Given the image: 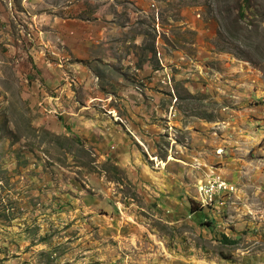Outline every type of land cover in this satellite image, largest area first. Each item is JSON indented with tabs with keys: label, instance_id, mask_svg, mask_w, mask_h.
<instances>
[{
	"label": "rangeland",
	"instance_id": "obj_1",
	"mask_svg": "<svg viewBox=\"0 0 264 264\" xmlns=\"http://www.w3.org/2000/svg\"><path fill=\"white\" fill-rule=\"evenodd\" d=\"M0 264H264V0H0Z\"/></svg>",
	"mask_w": 264,
	"mask_h": 264
},
{
	"label": "built area",
	"instance_id": "obj_2",
	"mask_svg": "<svg viewBox=\"0 0 264 264\" xmlns=\"http://www.w3.org/2000/svg\"><path fill=\"white\" fill-rule=\"evenodd\" d=\"M223 188H224V182H216L214 179L208 183L202 182L199 186V189H201V191L204 192L206 200H203L202 203H200L201 206L204 207V205L207 203H209L208 206L212 205L213 204L212 203L213 200H211L213 199L212 194L214 196V191L217 192L219 190H223Z\"/></svg>",
	"mask_w": 264,
	"mask_h": 264
},
{
	"label": "trees",
	"instance_id": "obj_3",
	"mask_svg": "<svg viewBox=\"0 0 264 264\" xmlns=\"http://www.w3.org/2000/svg\"><path fill=\"white\" fill-rule=\"evenodd\" d=\"M191 209H192L193 211H195V209H193V207H191Z\"/></svg>",
	"mask_w": 264,
	"mask_h": 264
}]
</instances>
